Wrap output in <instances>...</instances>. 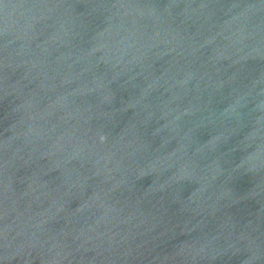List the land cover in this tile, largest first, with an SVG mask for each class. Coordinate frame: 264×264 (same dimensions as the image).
I'll return each mask as SVG.
<instances>
[{"label": "water", "instance_id": "water-1", "mask_svg": "<svg viewBox=\"0 0 264 264\" xmlns=\"http://www.w3.org/2000/svg\"><path fill=\"white\" fill-rule=\"evenodd\" d=\"M0 264H264V0H0Z\"/></svg>", "mask_w": 264, "mask_h": 264}]
</instances>
